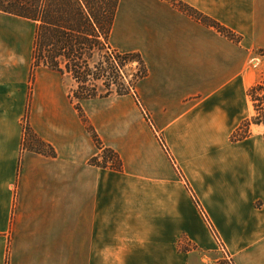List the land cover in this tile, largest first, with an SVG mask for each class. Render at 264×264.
Listing matches in <instances>:
<instances>
[{
	"label": "crops",
	"instance_id": "obj_1",
	"mask_svg": "<svg viewBox=\"0 0 264 264\" xmlns=\"http://www.w3.org/2000/svg\"><path fill=\"white\" fill-rule=\"evenodd\" d=\"M182 1L240 42L165 0L119 1L110 45L142 56L140 105L131 94L81 105L122 171L90 164L101 150L70 80L38 68L32 84L35 25L19 33L0 12V264H219L210 224L234 264H264V123L231 141L264 80V0ZM26 123L55 157L23 149Z\"/></svg>",
	"mask_w": 264,
	"mask_h": 264
},
{
	"label": "trees",
	"instance_id": "obj_2",
	"mask_svg": "<svg viewBox=\"0 0 264 264\" xmlns=\"http://www.w3.org/2000/svg\"><path fill=\"white\" fill-rule=\"evenodd\" d=\"M119 1L0 0L1 13L30 21L35 25L31 82H34L38 68L54 71L72 82L70 101L86 131L101 150L98 156L90 160V164L116 171H122L121 160L113 150L103 146L81 103L131 94L140 105L135 88L148 74L146 64L139 53H120L110 45ZM165 1L204 26L215 29L236 43L240 42V36L182 0ZM132 65L135 67V73L128 79L124 69ZM260 90L264 91L261 83L253 86L248 92L255 110L259 109L261 103L264 109V93L262 96L257 95ZM144 114L150 121L148 113L144 111ZM25 118L27 120L28 112ZM260 123H264V115L260 119L242 121L232 134L231 141L246 139L250 135V125ZM22 147L44 156H56L54 148L40 139L27 123L24 126ZM109 161H112L111 165L108 164ZM195 203L197 204L196 200ZM210 227L217 237L211 224Z\"/></svg>",
	"mask_w": 264,
	"mask_h": 264
},
{
	"label": "rangeland",
	"instance_id": "obj_3",
	"mask_svg": "<svg viewBox=\"0 0 264 264\" xmlns=\"http://www.w3.org/2000/svg\"><path fill=\"white\" fill-rule=\"evenodd\" d=\"M9 16H11V15H9ZM15 19H17V20H19V23L20 24H24L23 26H19V24H17L16 26H17V28H16V30L17 31H19V33H22L23 31H29V32H33V24L31 23V22H29V21H26V20H23V19H20V18H15ZM22 31V32H21ZM124 72L126 73V75L128 76V79H130L131 78V76H132V74L133 73H135V67H134V65H132V66H128V67H126L125 69H124ZM35 79V78H34ZM263 81L264 80H262L260 83L262 84L263 83ZM33 84V83H32ZM70 85H71V88H70V90L73 88V84H72V82L70 81ZM263 93H264V91H262ZM261 92V95H259V96H262L263 95V93ZM82 104V103H81ZM84 106H86V107H88L86 104H83ZM254 105V104H253ZM256 105H259V104H256ZM263 104L261 103L260 104V107H259V109L258 110H256V114H255V116L254 117H252V118H258V119H260L263 115H264V109H262V106ZM82 106V105H81ZM158 140H159V142H160V144L162 145V146H164L165 148H166V150H167V152L170 154V151H169V149H168V147H167V145H166V141H165V139H164V137L161 135V134H159V136H158ZM171 155V154H170ZM172 159L174 160V158L172 157ZM174 164H176L175 165V167H174V171H175V173H176V175L179 177V179L184 183V185H185V187H186V189H187V191L190 193V195L192 196V198H193V196H194V198H193V200H194V202H195V200L197 201V206L200 208V210L202 211V213L204 214V216H205V218H206V220L208 221V223L210 222L209 221V219L207 218V215L205 214V210H204V208H203V206H202V204H201V201L197 198V196L195 195V193H194V191H193V188H192V185L190 184V182L188 181V178H187V176H186V174H185V172H184V170L183 169H181L180 168V166L177 164V162H175L174 161ZM213 227V226H212ZM214 229V228H213ZM214 231H215V234H216V239L219 241V247H220V256L223 258L224 257V253H223V251H222V248H223V250L225 251V253L227 254V256L231 259V262H232V264H234V262H233V260H232V258L230 257V255L226 252V250H225V248L223 247V245H222V242H221V239H220V236L218 235V232L214 229ZM186 247L187 249H190L191 248V246L188 244V243H186V242H183L182 244H180V249H182V247ZM221 246H222V248H221ZM189 247V248H188ZM219 264H225V261H223L222 259L219 261Z\"/></svg>",
	"mask_w": 264,
	"mask_h": 264
},
{
	"label": "built area",
	"instance_id": "obj_4",
	"mask_svg": "<svg viewBox=\"0 0 264 264\" xmlns=\"http://www.w3.org/2000/svg\"><path fill=\"white\" fill-rule=\"evenodd\" d=\"M262 85V87L264 88V81H263V83L261 84ZM263 90H260L259 92H257V95H261V92H262ZM263 93V92H262ZM108 164H112V161H109L108 162ZM221 248H222V246H221ZM222 251H223V253H224V257H223V261H225V264H232V262H231V259L227 256V254L225 253V251L223 250V248H222Z\"/></svg>",
	"mask_w": 264,
	"mask_h": 264
}]
</instances>
